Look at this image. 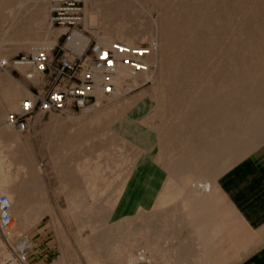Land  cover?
<instances>
[{"label":"rangeland","instance_id":"obj_1","mask_svg":"<svg viewBox=\"0 0 264 264\" xmlns=\"http://www.w3.org/2000/svg\"><path fill=\"white\" fill-rule=\"evenodd\" d=\"M83 2L84 27L93 38L103 44L129 38L132 45L153 40L157 65L147 60L148 73L129 75L114 94L95 97L85 108L37 113L24 132L0 131V180L10 181L0 183V193L9 198L25 165L40 172L38 217L23 230L12 217L10 232L27 236L28 260L39 254L45 264H61L59 245L67 248L68 264H125L142 254L156 264L154 258L177 250L190 235V204L200 193L212 194L233 219L216 199L214 183L264 141V0ZM60 32L48 25L46 0H0V60L45 38L55 43ZM23 69L32 79L19 68H0V130L16 110L1 106L12 88L26 92L14 100L17 106L42 84ZM196 149L205 161H182L185 150ZM184 164L198 170L186 175L179 169ZM95 236L99 263L83 248ZM10 258L20 264L13 253Z\"/></svg>","mask_w":264,"mask_h":264},{"label":"built area","instance_id":"obj_2","mask_svg":"<svg viewBox=\"0 0 264 264\" xmlns=\"http://www.w3.org/2000/svg\"><path fill=\"white\" fill-rule=\"evenodd\" d=\"M46 5L48 25L61 30L56 42L0 60V68H28L42 83L5 117V123L19 132L28 130L37 113L80 110L94 101L96 92L115 93L119 69L125 68L130 75L148 73L147 58L157 50L153 40L139 45L119 41L101 44L84 27L83 0H46ZM25 77L32 79L30 73ZM11 223L9 201L0 193V232L9 231ZM38 255L28 260L27 250L22 258L25 264H45V258H36ZM125 264L152 263L139 255L137 261Z\"/></svg>","mask_w":264,"mask_h":264},{"label":"crops","instance_id":"obj_3","mask_svg":"<svg viewBox=\"0 0 264 264\" xmlns=\"http://www.w3.org/2000/svg\"><path fill=\"white\" fill-rule=\"evenodd\" d=\"M214 189L233 219L212 194L200 193L190 204V235L163 256L174 264H264V141L221 172Z\"/></svg>","mask_w":264,"mask_h":264},{"label":"bare ground","instance_id":"obj_4","mask_svg":"<svg viewBox=\"0 0 264 264\" xmlns=\"http://www.w3.org/2000/svg\"><path fill=\"white\" fill-rule=\"evenodd\" d=\"M32 2L34 3V4H36L37 2H38V0H32ZM39 2H40V0H39ZM42 2V1H41ZM36 8V7H35ZM37 9V8H36ZM86 21V20H85ZM85 21H84V24H85ZM117 40L118 41H120V42H123V43H125V44H128V45H132L133 44V42H132V40L131 39H129V38H122V37H117ZM100 43L101 44H103V42H101L100 41ZM109 43V42H108ZM54 43H53V40H47L46 38H45V40H42V41H40V42H38V44L37 45H33V46H31L30 47V49H32L33 47H37V46H43V47H49V46H52ZM29 49V50H30ZM156 55H157V53L155 52V53H153L152 55H150L148 58H147V60H149L150 61V59H151V64H154L155 66L157 65V60H156ZM2 60H5V59H2ZM150 63V62H149ZM159 65V64H158ZM19 69H21V71L22 72H24V69L23 68H19ZM24 74L26 75V74H28V73H26V72H24ZM146 74V73H145ZM30 75H31V77H33V75L30 73ZM130 74L127 72V70L125 69V68H120L119 69V71H118V75H117V78L115 79V83H116V86H117V90H119L120 89V87L122 86V84H124L125 83V80L128 78V77H130L131 78V76H129ZM136 75H139V74H136ZM135 75V76H136ZM146 77V76H145ZM153 77V76H152ZM151 77V78H152ZM133 78V77H132ZM142 79V78H141ZM144 79V78H143ZM133 81H135V80H133ZM141 81V80H140ZM133 83V82H132ZM122 89V88H121ZM116 90V91H117ZM114 94V93H113ZM26 95V92H24L22 89H19L17 86L15 87H13L12 88V91L9 93V95H8V97H7V99H6V101L5 102H2L1 103V106L2 107H4V108H6V109H9V110H17V107H18V104H17V106H15V104H14V100L17 98V97H19V96H25ZM29 96V95H28ZM103 96V95H102ZM95 97H96V102H98L99 101V99H100V97H101V94L99 93V92H96L95 93ZM19 103V102H18ZM264 106V105H263ZM261 109V108H260ZM15 110V111H16ZM5 111V110H4ZM259 112H260V110H258ZM262 111V110H261ZM264 111V110H263ZM258 114H260V113H258ZM257 114V115H258ZM255 115V114H254ZM264 115V114H263ZM261 116V117H264V116ZM252 116V115H251ZM250 117V116H249ZM254 118V117H253ZM5 119V118H4ZM250 119V118H249ZM248 120V119H247ZM251 120V119H250ZM254 120H256V119H254ZM257 120H261V119H257ZM219 122V121H218ZM226 122H228V121H226ZM225 121L224 122H222L223 124L224 123H226ZM251 122V121H250ZM255 122V121H254ZM4 123H5V120H4ZM217 123V122H216ZM245 123V122H244ZM243 123V124H244ZM249 123V122H248ZM251 123H253V122H251ZM257 123V122H256ZM6 124V123H5ZM219 124H220V122H219ZM228 125H230L229 123H228ZM233 125H234V123H233ZM246 125V124H245ZM250 125V124H249ZM261 124H259V126H260ZM220 126V128H221V124L219 125ZM231 126V125H230ZM218 127V125L215 127V129ZM222 127L223 128H221V129H224V128H226L227 129V127H225L224 125H222ZM242 127V126H241ZM251 127H253V125L251 124ZM219 128V127H218ZM233 128H235V129H237L236 127H233ZM242 128H245V127H242ZM250 128V127H249ZM11 129H13L12 127H10L9 125H7L6 124V128L5 129H1L0 131L1 132H3V133H8ZM225 129V130H226ZM239 129H240V127H239ZM247 129V128H246ZM256 129V128H255ZM218 130V129H217ZM229 130H230V127H229ZM228 130V131H229ZM248 130V129H247ZM233 130H230L229 132H232ZM11 132V131H10ZM220 132V131H219ZM226 132V131H225ZM224 132V133H225ZM229 132H228V134H229ZM237 132V131H236ZM236 132H234V134L236 133ZM240 132V131H239ZM255 132H257V130L255 131ZM254 132V133H255ZM264 132V131H263ZM227 133V132H226ZM9 134V133H8ZM225 136H226V134H225ZM231 136H232V134H231ZM256 136H258V135H256ZM256 136H255V138H256ZM218 137V136H217ZM217 137H216V139H217ZM221 137V136H220ZM219 137V139H222V137L220 138ZM235 137H236V135H235ZM229 138V137H228ZM228 138L226 137L224 140H228ZM233 138H234V135H233ZM254 138V139H255ZM211 139V138H210ZM231 139V138H230ZM235 139V138H234ZM237 139V138H236ZM208 142V141H207ZM218 142V141H217ZM216 142V143H217ZM232 142V141H231ZM205 143V142H204ZM211 143H212V141H211ZM215 143V144H216ZM219 144H221L222 142L219 140V142H218ZM224 143H225V141H224ZM251 143V142H250ZM250 143H248V144H250ZM236 144V143H235ZM190 145V144H189ZM201 145H202V143H201ZM204 145V144H203ZM202 145V147H204ZM191 147H192V145H190ZM198 146H200L199 145V143H198ZM211 146V145H210ZM213 146V145H212ZM216 146L218 147V145L216 144ZM216 146H214L215 148H212V150L211 151H213V149H215L216 150ZM196 147V146H195ZM201 147V146H200ZM201 147V148H202ZM194 148V147H193ZM240 148V147H239ZM184 149H186V148H184ZM195 149V148H194ZM197 149H198V147H197ZM196 149V150H197ZM242 149V148H241ZM191 150V149H190ZM201 149H199V150H197V151H195L194 150V152H192V153H188V150H185V151H187V153L185 152L184 154H186V155H182V161H191V162H193V163H197V162H199L200 163V161H205V159H207V158H204V156H202V153H201V151H200ZM192 151V150H191ZM206 151H208V150H206ZM240 150H238V152H239ZM218 152V151H217ZM207 153H209V151L207 152ZM183 154V153H182ZM189 154V155H188ZM223 154H224V152H223ZM206 155V154H205ZM224 156V155H223ZM207 157V156H206ZM216 158H217V156H215ZM174 158V157H173ZM215 158V159H216ZM171 159H172V157H171ZM171 159H167V162L166 163H168V161L171 163ZM214 159V158H213ZM222 159V158H221ZM173 161V163L174 162H176V160L174 161V160H172ZM173 163H171L172 165H173ZM220 163H221V161H218V162H215L214 164H213V168H212V172H210V173H213V171L214 170H216L218 167H219V165H220ZM32 165V164H31ZM188 164H184V165H182L181 166V168L179 167V169H180V171L182 172V173H184V174H186V175H188V174H190L193 170H194V167L193 166H187ZM195 165V164H194ZM167 167V166H166ZM173 167V166H172ZM195 167H196V165H195ZM201 167V166H200ZM170 168H171V165H170ZM171 169H174V168H171ZM197 170H198V167L196 168ZM24 170H25V172H23V174H22V176H21V179H19L18 181H15L9 188L12 190V193H11V195H8V201H9V204H10V215H11V217H17V219H18V224H19V228L21 229V230H23L25 227H26V225H28L29 223H31V222H34L36 219H37V217H38V213H39V209L41 208V206H42V203H39V200H37V199H35L37 196H36V194H38V192H39V185H38V183H39V177H40V172H39V168L36 166H29V164H27V165H25L24 166ZM167 170H169V167H168V169ZM197 170H195V171H193V173L195 172L196 173V171ZM175 171V170H174ZM179 171V170H178ZM168 172V171H167ZM170 172H172L173 173V171H170ZM169 172V173H170ZM175 172H177V171H175ZM25 174V175H24ZM174 174V173H173ZM173 174H171V175H173ZM170 175V174H169ZM195 175V174H194ZM194 175L192 176V177H194ZM174 176H176V173H175V175ZM183 177H185V176H182L181 178H183ZM177 178H179L180 179V176L179 177H177ZM178 179V180H179ZM181 180V179H180ZM179 180V181H180ZM8 178H3V179H1L0 180V183L1 184H4L5 186L8 184ZM10 182V181H9ZM202 191H204L203 189H202ZM28 206L30 207L31 206V208L30 209H28ZM113 211V210H112ZM112 217V216H111ZM52 219H53V216H52ZM100 219V218H99ZM56 221H54V223H55ZM13 223V222H12ZM12 223H11V226H12ZM55 228V230L57 229L56 228V226L54 227ZM11 229V228H10ZM10 229H9V231H7V232H0V236H1V238L4 240V241H1V239H0V264H13L12 263V261H11V258H10V253H13V256H14V258H15V260L16 261H18L20 264H25V260L22 258V254L23 253H25L27 250H28V248H30L31 246H32V243L29 241V239H28V237L27 236H25L24 234H22V233H20V231H17V232H15V233H13V234H11V232H10ZM55 234H56V237H57V239L59 238V230H56L55 231ZM96 237V236H95ZM91 237V239L89 240V241H87L86 243H84L83 244V248L85 249V251H86V253L91 257V259H92V262H98L99 263V255H100V248L102 247L101 246V244H100V241H98V238L100 239V237L98 236V237ZM97 239V240H96ZM94 240H95V242H97L96 243V246H94ZM59 248H60V250H61V254H62V257L60 258V262H61V264H68V263H66L67 262V260L65 261V259H66V251H67V248H62L60 245H59ZM95 250L94 251V253L92 252V250ZM103 251V250H102ZM141 258H146V259H148L150 262H151V260L148 258V256H146V255H144V254H142L141 255ZM138 260V256H136V258H135V261H137ZM134 261V262H135ZM127 263H130V262H127ZM152 263V262H151ZM156 264H174L173 262H170L169 261V258L168 257H165V256H163V257H159L157 260H156Z\"/></svg>","mask_w":264,"mask_h":264}]
</instances>
